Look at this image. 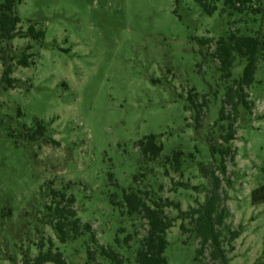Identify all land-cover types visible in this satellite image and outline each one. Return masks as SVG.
Here are the masks:
<instances>
[{"label": "rangeland", "instance_id": "374dc122", "mask_svg": "<svg viewBox=\"0 0 264 264\" xmlns=\"http://www.w3.org/2000/svg\"><path fill=\"white\" fill-rule=\"evenodd\" d=\"M206 1L215 8L210 14L195 0H21L16 5L18 30L25 32L31 23L44 38L0 40L5 58V64L0 60V264H31L49 247L62 254L64 264H86L88 248L100 246L114 249L124 264H135L148 227L141 215L126 213L123 190L138 191L149 206L168 200L184 212L196 208L207 188L198 165L212 163L209 146L221 143L229 121L235 129L229 143L234 158L225 159V175L217 173L228 211L222 231L240 234L232 249L224 248L229 264H264V203L250 199L264 184V56L253 84L244 87L248 108L238 104L234 113L222 102L243 63L236 62L223 79L211 57L216 40L230 33L264 42V0H251L240 13L222 0ZM201 38L211 43L202 46ZM28 45L31 64L20 67L16 59ZM7 65L17 83L4 90ZM189 91L198 104L204 102L198 123L193 111L184 109ZM221 107L228 116L224 121ZM35 121L45 126V138L59 145L28 141L27 128ZM148 135L162 144L154 161L137 145ZM175 151L183 153L176 170L173 162L165 163ZM52 190L74 198L72 209L82 224L91 225L96 244L88 232L59 243L45 216L46 206L58 200ZM164 213L174 220L166 232L168 264H218L208 250L195 258L198 240L181 231L182 223L191 226L178 218L177 209L167 207ZM91 264L108 263L95 254Z\"/></svg>", "mask_w": 264, "mask_h": 264}, {"label": "trees", "instance_id": "16d2710c", "mask_svg": "<svg viewBox=\"0 0 264 264\" xmlns=\"http://www.w3.org/2000/svg\"><path fill=\"white\" fill-rule=\"evenodd\" d=\"M21 0H4L0 5V40L10 41L14 38L32 39L34 41H42L44 38V31L36 29L35 25L29 24L25 32L18 30L20 18L15 13V7ZM207 13H212L214 7H208L206 0H195ZM217 1V0H215ZM251 0H222L225 8L232 11L242 12ZM199 43L202 46H208L211 40L208 38H201ZM214 50L211 57L218 61L221 78H229L231 70L236 62L243 63V68L240 76L235 81V85L228 87L225 91V98L223 104L230 105L232 112H235L236 106L242 104L247 107L246 95L243 94L244 87H249L254 82V74L258 61L261 59L264 52V42L257 36L251 35H237L230 33L225 37H219L214 43ZM30 46H26L24 51L17 57L16 63L20 67H27L31 64L29 59L31 54L27 51ZM14 59V58H12ZM11 59V60H12ZM2 64H5V58L0 56ZM12 70L10 65H7L2 73L1 81L4 90L15 88L17 80L10 78ZM193 91V90H191ZM188 92L186 102L188 105L184 109L191 110L194 113V121L199 122L200 113L204 102L198 104L194 100V96ZM248 108V107H247ZM228 117V116H227ZM223 107L219 110V120L224 121ZM33 130V131H32ZM45 126L40 121L34 122L33 128H27V139L30 142L43 139L46 143L59 145L53 139L45 138ZM235 129L233 121L227 122L224 133L220 135L221 143L209 146V152L212 163L206 166L199 163V172L202 177L207 180V188H205V198L201 204L196 208H190L187 211L179 210L178 204L168 200L152 201V206L146 204L138 191L125 192L123 190L122 202L126 207V213L129 216L139 214L147 222L146 235L141 239L139 247L135 253V264H168L164 255L168 242L166 239V232L173 227L174 220L170 219L164 213L165 208L174 207L179 211L178 218L188 220L191 228H185L184 224L180 225L181 231L193 233L198 240L199 248L195 250V258L202 255L208 250L209 258L216 261L218 264H229L226 256L224 245L231 247L232 243L239 237L238 230H227L223 234V226L227 218L228 211L223 204L226 196H221L220 185L221 180L217 173L225 175L226 166L225 159L229 158L233 161L234 154L229 146V143L234 140ZM140 152L148 161L156 160L162 151V144L156 135H148L137 143ZM183 153L180 151L173 152L171 159L166 158L165 163L173 162L171 165L176 169L180 166V158ZM136 180V175L133 177ZM193 189H200L198 186ZM54 198L58 200L53 202V206H46V217L49 218L51 228L60 244H64L69 239H75L84 232H88L93 244H96L91 225L88 223L82 224L80 219L76 216L75 210L72 209L74 198L71 196L65 198V194L60 191H51ZM252 204L264 203V184L255 188L250 195ZM65 202V204H64ZM117 204V202H113ZM129 240V236L126 241ZM41 245L39 248L41 249ZM264 253V252H263ZM95 254H98L108 264H124L123 258L114 249L107 247L88 248L87 263L91 264L95 260ZM64 264L62 254L59 251L52 252L50 247L45 252H39L37 256L31 261V264Z\"/></svg>", "mask_w": 264, "mask_h": 264}]
</instances>
